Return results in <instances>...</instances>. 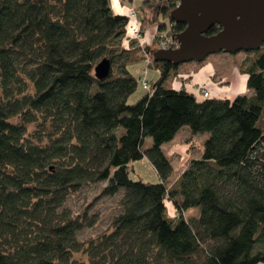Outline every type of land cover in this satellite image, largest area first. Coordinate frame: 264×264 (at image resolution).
I'll return each instance as SVG.
<instances>
[{
	"label": "trees",
	"instance_id": "1",
	"mask_svg": "<svg viewBox=\"0 0 264 264\" xmlns=\"http://www.w3.org/2000/svg\"><path fill=\"white\" fill-rule=\"evenodd\" d=\"M179 1L145 0L142 34L181 33ZM128 25L111 0H0V264H264V44L239 66L251 94L203 99ZM149 58L148 90L131 68ZM185 129L208 137L172 183L164 145ZM142 161L154 183L131 178ZM89 185L119 200L82 240L92 204L67 203Z\"/></svg>",
	"mask_w": 264,
	"mask_h": 264
},
{
	"label": "water",
	"instance_id": "2",
	"mask_svg": "<svg viewBox=\"0 0 264 264\" xmlns=\"http://www.w3.org/2000/svg\"><path fill=\"white\" fill-rule=\"evenodd\" d=\"M170 14L174 22L186 27L174 35L178 48L153 54L158 63H201L216 53H249L264 44V0H180ZM216 25L220 30L207 35ZM94 73L99 80L109 78L112 62L104 58Z\"/></svg>",
	"mask_w": 264,
	"mask_h": 264
},
{
	"label": "rangeland",
	"instance_id": "3",
	"mask_svg": "<svg viewBox=\"0 0 264 264\" xmlns=\"http://www.w3.org/2000/svg\"><path fill=\"white\" fill-rule=\"evenodd\" d=\"M139 11H141V8H139ZM142 19H144L143 15H142ZM154 30L156 29L154 28ZM148 31L145 30L144 35L142 37V39L145 40L144 43L147 44H148V40L149 42L153 41L152 36H151L152 38L146 37ZM247 56L248 55L245 52H238V54L216 53L215 55L208 56V58L201 63H197L195 61L193 63H184L179 68L180 75L176 79H172L171 83L173 87H178V88H180L184 83L187 90L193 93H195L196 87H202L205 89L207 88L212 92L213 96L215 95V93H217V91H219L217 90L218 89L217 86H219L221 92L219 94L217 93V95L223 98H228L230 96L232 98L233 96L232 94L235 93H233L231 89V84L232 82H234L235 79L234 77H236L235 72L237 74L238 67L242 64V62H244ZM148 66H149L148 63L144 62L138 64V66L136 67L131 68V71L137 78H139L140 75H142L143 78V76L145 75L144 72L149 71L147 73L148 82L152 84V81H156L159 74L157 70H155L154 68H148ZM201 68H206V69H203L202 73L200 74L194 73L195 71L200 70ZM210 68H211V75L213 80L208 79V77L205 80H202L203 78L202 75H204L206 70L209 71ZM144 92L145 91L143 90L141 85H139L138 90L134 93V95H132L129 98V103H133L137 101L139 97L142 94H144ZM196 95L199 98H201L197 91H196ZM177 136L178 137L175 140V142L169 145L168 144L164 145L165 151L168 154L169 159H171L174 169V175L171 178L172 183L176 180V178L187 166L189 160L194 157L197 158L200 155V152L203 148L202 146L203 141L208 137L207 134L199 135L197 137H192L190 132L186 129L181 131V133H179ZM151 144H152V139L151 138L147 139V146ZM134 166H135L134 169L135 173L132 172L131 175V178H133L134 180H142L152 183L157 181L158 179L157 173L156 171H154L152 165L149 162L142 161L136 163ZM100 188L101 186L96 187L89 185L88 187H85L81 191H79L74 197L70 198L67 203L69 208H71L72 210H78L79 208L84 210L89 204H92L89 206L90 207L89 215L92 214L95 215L98 222L94 227L89 228L88 230L81 233L80 237L82 240H87L91 236L99 235L101 234V232L107 230L108 229L107 227L111 222V216L115 213L117 209L116 203L119 200V198L116 199L111 197L107 198V197L99 196ZM169 211L170 214L175 215L173 206L171 204H169ZM191 211H192L191 213L197 212L196 210H191Z\"/></svg>",
	"mask_w": 264,
	"mask_h": 264
},
{
	"label": "built area",
	"instance_id": "4",
	"mask_svg": "<svg viewBox=\"0 0 264 264\" xmlns=\"http://www.w3.org/2000/svg\"><path fill=\"white\" fill-rule=\"evenodd\" d=\"M135 0H132V6L130 7L129 12L127 13L126 16L129 18V25H128V35L130 38L134 40H138L139 44L144 47L146 45H151L155 51H158L160 49H171V48H178V41L175 38V34H167V33H159V36H156V33L153 36V41L144 43L145 40L142 39L143 35L142 34V15L141 11H139V8L134 5ZM147 63H151L150 58L147 59ZM148 71L145 72V77L140 78V81L143 83V87L146 89L148 88V82L146 80V75ZM196 91L199 93V96L203 99L210 98L212 97V92L208 90L207 88H202V87H196ZM196 91L194 94H196Z\"/></svg>",
	"mask_w": 264,
	"mask_h": 264
},
{
	"label": "crops",
	"instance_id": "5",
	"mask_svg": "<svg viewBox=\"0 0 264 264\" xmlns=\"http://www.w3.org/2000/svg\"><path fill=\"white\" fill-rule=\"evenodd\" d=\"M144 1L145 0H135L134 5H136L138 8H141L140 6L144 3ZM111 5L113 6V9H114L116 14L125 16V15H127V13L130 10V7L132 6V0H111ZM155 33H156V30L149 29L146 37L152 38L153 34H155ZM148 42H149V40H148ZM203 69H206V68H201L200 70H197L194 73L200 74V73H202ZM235 76L236 77H234L235 78L234 82H232V84H231V89H232L233 93H235V94H232L233 95L232 97L239 95V94H244V93L251 94L252 91L247 88L248 78L246 75H243L240 72V67H238L237 74L235 72ZM202 77H203L202 80H205L207 77H208V79H212L211 68L209 69V71L206 70V72L204 73V75H202ZM217 87H218L217 90H219V91H217V93L219 94L221 92V90H220L219 86H217ZM217 93H215V96L217 95ZM224 93H227V92H224ZM236 93H238V94H236ZM180 133H181V131H180ZM177 137L175 138V140L177 139ZM175 140L173 142H175ZM173 142L168 143V145L172 144Z\"/></svg>",
	"mask_w": 264,
	"mask_h": 264
}]
</instances>
